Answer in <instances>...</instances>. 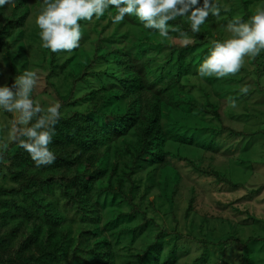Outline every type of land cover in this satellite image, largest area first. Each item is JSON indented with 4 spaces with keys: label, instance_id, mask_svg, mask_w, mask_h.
I'll list each match as a JSON object with an SVG mask.
<instances>
[{
    "label": "trees",
    "instance_id": "1",
    "mask_svg": "<svg viewBox=\"0 0 264 264\" xmlns=\"http://www.w3.org/2000/svg\"><path fill=\"white\" fill-rule=\"evenodd\" d=\"M215 2L220 18L209 15L199 33L190 31L185 18L170 22V28L188 33L186 47L179 32L170 30L162 39L134 16L107 33L115 13L110 9L93 18L91 27L80 22L82 41L70 53L41 47L35 17L43 0H12L0 7V82L7 77L11 87L24 70L37 72L33 100L44 107L59 103L61 113L49 145L55 162L37 167L18 142L8 140L13 116L2 111L0 140L9 147L0 160V264H119V259L122 264H231L228 249L234 243L242 255L237 264L264 254L261 235L216 239L194 229L197 222L201 228L226 224L227 209L241 214L242 223L254 216L239 207L240 197L231 196L246 185L215 168L223 155L210 145L187 151L193 138L231 146L237 137L250 144L248 137L264 135V127L238 131L221 118L222 103L238 100L242 111L230 112L239 116L237 122L258 119L250 98L264 92V52L234 76L201 78L197 71L211 42L227 37L228 22L234 16L247 20L264 0ZM102 20L106 23L99 27ZM250 81L249 94L240 95ZM195 154L197 160L190 158ZM181 164L189 176L207 178L210 189L226 196L209 202L206 190L203 198L204 191L186 181ZM154 188L161 203L156 194L147 198ZM180 189L189 195L186 207L178 202ZM146 198L154 214L144 207ZM201 202L205 208H198ZM139 241L144 244L136 245ZM215 247L222 249L221 257Z\"/></svg>",
    "mask_w": 264,
    "mask_h": 264
},
{
    "label": "clouds",
    "instance_id": "2",
    "mask_svg": "<svg viewBox=\"0 0 264 264\" xmlns=\"http://www.w3.org/2000/svg\"><path fill=\"white\" fill-rule=\"evenodd\" d=\"M12 0H0V7ZM110 9L113 24H120L126 16H134L145 29L169 37L170 30L179 32L186 47L191 38L186 31L170 28V22L185 18L192 33H199L209 15L220 18L221 6L215 0H43V6L35 17L39 29L41 47L52 53L72 52L80 46L81 21L99 20ZM225 12L228 8L223 9ZM227 37L213 40L208 55L197 71L201 78L218 79L234 76L245 66L246 59H255L264 52V7L244 20L234 16L226 25ZM39 82L37 72L24 70L15 77L13 85L0 86V111L13 116L8 140L18 142L37 167L51 165L55 155L50 150L55 125L61 113L59 103L47 107L33 100L32 95ZM250 85H242L240 95H248ZM237 108L236 100L229 101ZM9 143L0 140V160Z\"/></svg>",
    "mask_w": 264,
    "mask_h": 264
},
{
    "label": "rangeland",
    "instance_id": "3",
    "mask_svg": "<svg viewBox=\"0 0 264 264\" xmlns=\"http://www.w3.org/2000/svg\"><path fill=\"white\" fill-rule=\"evenodd\" d=\"M89 22V21H88ZM106 23L105 20H102L100 22L99 27H101L102 25H104ZM93 22H89L88 25L89 27L93 26ZM114 29V24H112V26L107 29L108 31H106L107 33H110L112 30ZM92 38L96 37V33L92 34ZM82 41V39H81ZM1 61V59H0ZM245 65H250L248 62V59H246V64ZM4 69H8V68H4ZM4 73V71H3ZM5 77V76H4ZM5 82L1 83L0 82V86H4L7 82V77H5ZM197 79V77L192 78L193 82ZM253 82L250 81L249 85L252 84ZM255 83V82H254ZM4 84V85H3ZM254 85V84H253ZM194 92L197 91L196 88L193 89ZM201 93H204V91H200ZM214 94H218V91L213 90ZM198 93V92H197ZM256 94L251 96V101L255 103V111L254 113H257L259 115V117H257L258 119L256 120H250V121H246L245 123H239L236 120H238L239 116H231L230 112L233 111L234 114H238L239 112L242 111L240 105H239V101L237 100V108L233 109L230 106V103L228 100H225L222 103L221 106V112H222V120L232 126L238 129V131H242V130H246V129H251L253 128V130L256 129H261L262 127H264V92H261L260 90H257L255 92ZM41 97L43 95H40ZM258 102V103H256ZM2 116V111H0V117ZM8 118V117H7ZM9 120V119H8ZM4 119L0 118V123L3 122ZM217 124L219 123L218 121H215ZM10 124V122H9ZM193 138V137H192ZM250 140V144H247V139H245L244 141H242L241 137H237L235 139H233V143L231 146H227L225 145L224 140H219V144L218 145H214V143L212 142H206L203 141L201 139H197V138H193L194 142V146L190 149L187 148V151H192L195 152L196 150H198V148H200L202 150V147H207L210 145V148L215 149L216 152H218L220 155H223V158H219L218 161L215 162L216 166L215 168H217L218 170L223 171L226 174H229L231 176V178L236 181V182H241L243 184L246 185V187H241L239 188L237 191H235L237 194H235V192L231 193V196H236V197H240L239 200V207L241 209H248L252 214H253V218L252 219H248L245 221V223L241 222V214H239L238 212H234L233 209H227L225 212L228 213L229 215H225V216H229L230 218L228 222H226V224L223 223V225H221L220 223H216V222H209V226L207 227H203L201 228L199 223H196V227L194 228L199 234L200 232L203 230L202 233L204 234H208L210 237L219 239V238H223L224 236H228V235H236V237H238L240 240L245 241L247 238H249L250 236H263L264 237V135H256V136H252V137H248ZM249 142V141H248ZM247 145H249L247 147ZM183 149V148H182ZM249 149V150H246ZM184 152L186 151V147L185 150L183 149ZM252 154L251 156L247 157V155H245V157L242 154H247L246 152ZM202 153V152H201ZM200 150L197 153V155L200 156ZM189 154V152H188ZM196 154L193 156H190V158L193 159H198V156ZM236 156L238 157L240 160L241 158H243V162L237 163V161L233 160L231 157L232 156ZM180 169L182 171V173L184 174V177L186 179V181L191 184V183H195V185L198 186V188H200L202 191L201 195L204 198V193H209L208 191H210V194L213 195L211 196L210 194H207L206 199L211 202L214 201L215 199L222 197L224 198L225 193H221L219 192L217 189L213 190L210 189L207 186L208 179L207 178H202L198 175L196 176H189L188 174V169L187 167H183V165L181 164ZM255 170V171H254ZM191 173V172H190ZM192 174V173H191ZM195 178V179H194ZM260 188V190H259ZM208 190V191H206ZM252 190H254V193L252 192ZM159 193V190L157 188H154V190L150 191L147 194V198H151L154 197V194H156V198L157 201L160 202L161 200L159 199V195H157ZM182 194L181 197H179V204H181V206L186 207L187 205V199L186 197L189 195L186 192V190H179L178 194ZM144 200V207H148L149 208V213L150 214H154L155 211L148 205V199ZM214 198V199H212ZM162 202V201H161ZM160 202V203H161ZM166 205H168V203L165 201L164 202ZM201 206H203L202 208L206 207V204H203V202L200 203V205L198 206V208H201ZM217 213V212H216ZM242 223V224H241ZM226 225V226H224ZM243 225L245 227V230H240L237 233V229ZM235 226V229L233 227ZM187 242V241H186ZM191 242V241H190ZM144 243L142 241H139L138 243H136V245L141 246ZM252 245V244H250ZM184 245H181L180 247H183ZM194 247V245L192 246ZM219 248V250H218ZM216 248L214 251H217L218 254L220 255L219 257H221L222 255V249L220 247ZM263 249V253H264V246L261 247ZM252 251H254L252 249ZM192 252V249H191ZM228 253L230 254L231 257V264H237L238 262V257L237 256H242L241 255V251L238 248V244L234 243L233 245L230 246V248L228 249ZM197 253L194 252L193 255H196ZM264 254L259 257V255H257L256 257H254V262L249 263V264H264V261L262 260ZM221 260V258L219 259ZM262 260V261H261ZM120 263H123V259H119Z\"/></svg>",
    "mask_w": 264,
    "mask_h": 264
}]
</instances>
